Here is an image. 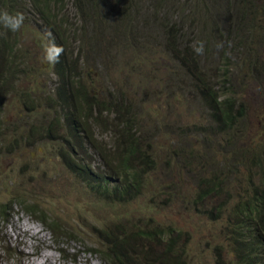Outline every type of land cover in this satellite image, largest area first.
Wrapping results in <instances>:
<instances>
[{
	"label": "rangeland",
	"instance_id": "1",
	"mask_svg": "<svg viewBox=\"0 0 264 264\" xmlns=\"http://www.w3.org/2000/svg\"><path fill=\"white\" fill-rule=\"evenodd\" d=\"M8 1L14 4V11L17 9L14 14L22 13L25 19L20 31H11L15 41L13 54H16L12 65H15L18 77L15 89L6 93L0 110V203L8 202L19 192L28 202H37L48 218L47 224L55 220L60 227L53 233L47 224L27 213L18 203H12L7 219H2L0 214V264H108L96 251L98 237L95 231L105 223H121L127 230L134 231L145 229L148 224H158L175 234L183 246L184 257L192 264H221L222 261L234 264L224 232V220L204 218L188 203L198 172L212 168L204 164L208 155L219 164L230 163L233 149L225 146L219 133L210 132L204 139L201 132L182 128L190 123L208 128L207 110L201 105L198 91L194 92L193 88L174 79L177 64L175 59L164 54L162 43L151 41L157 45L155 53L143 55L134 53V45H128V39H121L119 44L115 38L112 62L104 60V66L95 55V61L88 62L89 67L84 66V79L96 92H101V97L107 96L104 95L107 85L112 91L120 88L128 93L143 127L142 144H147L160 161L150 172L140 197L125 204L106 202L93 195L84 182L70 173L59 156L60 149H66L67 135L66 126L57 122L60 112L54 94L57 78L52 64H43L40 59L48 43L45 31L48 15L42 21L38 20L27 0ZM85 1L91 6V9L84 6V11L89 12L87 17L80 13L83 7L78 0H64L68 8L62 11L53 9L57 19H61L62 28L76 40L71 49L73 55L80 58L90 55V48L80 42L83 25L90 32L99 27L98 22L91 19L98 17L115 23L119 19L114 11H122L120 6H113L114 0ZM187 1L189 5L184 7L188 9V16L185 15V21L176 22L182 29L179 34L182 39H191L193 46L203 42V46L207 45L211 51L218 48L217 44H222L226 59L218 57L220 51L209 57L201 55L202 68L215 69L226 61L228 92L237 103H243L244 131L236 148L263 146L264 0H245L246 5L250 4L249 12L242 19L248 29L243 36L247 38L243 48L238 49L231 40L236 23L241 19L233 6L236 0ZM195 1L198 9L194 13L191 6ZM7 5L5 3L2 8ZM127 21L135 22L137 17ZM204 27L205 34H201ZM104 33L107 45H111L112 30L106 29ZM157 35L155 32L153 37ZM90 44L97 52L100 46ZM104 50L102 44L101 51ZM248 55L255 61L251 62ZM217 83L214 78L212 84ZM162 84H167V88ZM219 85H222L221 90L223 84L219 82ZM124 102L126 104L127 99ZM52 122L56 128L54 133L47 135L45 129ZM31 127L43 131L44 138H37L35 144L29 146L26 140ZM91 130L94 132L92 141L98 147L112 148L111 128L93 125ZM207 137L212 141L207 142ZM203 148L206 151L201 163L188 165L183 162L190 149ZM86 158L95 168L102 169V160L94 150H89ZM228 179L235 191L234 177Z\"/></svg>",
	"mask_w": 264,
	"mask_h": 264
},
{
	"label": "trees",
	"instance_id": "2",
	"mask_svg": "<svg viewBox=\"0 0 264 264\" xmlns=\"http://www.w3.org/2000/svg\"><path fill=\"white\" fill-rule=\"evenodd\" d=\"M27 1L29 2L27 4L34 9L38 20L48 15L45 31L47 30V33L51 31L55 36V42L64 48L60 62L52 64V67L57 78L54 90L57 96L55 101L60 110L57 122L66 126L64 128L67 146L65 150L60 149L59 153L65 168L79 181L84 182L93 195L106 202L125 204L144 193L149 174L156 169L160 161H157L158 157L147 144H142L143 127L135 113L136 105H132L125 90L119 88L112 91L108 85L104 92L107 96L101 97V92H96L84 79L86 69L84 66L89 67L87 63L94 62L95 55L102 60L104 66L105 61L112 62L111 50L115 38L119 44L121 39H128V45L131 47L134 45V53L141 52L143 55L155 53L157 45L154 46L151 41H158V44L162 43L164 54L176 61L174 79L193 88L194 92L198 91L201 95V105L207 110L208 128L196 123H190L182 128L195 129L203 134L204 139L210 132L219 133L225 141V146L233 149L230 163L219 164L208 155L204 164L212 168H203L202 172H198L194 193L188 199V203L204 218L212 221L224 220V232L233 254L234 264H264V145L236 148L237 141L241 139L244 131V106L241 102L237 103L228 92L226 81L229 79V71L226 61L222 63L224 65H217L215 69L205 70L206 68H202L201 65V55L194 51L196 45L193 46L189 38L182 39L179 34L182 29L176 26V22L185 21L188 9L184 6H188L189 2L129 0L126 3V0H114L116 4L114 3L113 6H120L122 10L114 11L119 20L112 23L95 17L91 20H96L99 27L90 32L83 25L80 42L90 48L88 49L90 55L80 58L74 56L71 49L72 43L76 40L62 28L61 19H57V13L53 11L56 8L60 11L68 8L64 0ZM78 1L83 7V10L80 8V13L87 17L89 12L84 11V6L87 5L91 9L90 4L85 0ZM197 1L191 6L194 13L198 9ZM5 3L8 5L2 8ZM233 6L236 7L237 15L241 14L231 39L234 48L238 49L243 48L245 45L243 42L247 38L243 36L247 34L248 29L242 19L249 12L250 4L246 5L245 0H236ZM13 9L14 4L8 0L0 1V11L14 15L17 9L15 11ZM133 16L137 17V21L128 22L127 19ZM175 18L178 20H174ZM106 29H111L114 34L110 40L111 45H107L108 41L104 33ZM100 32H103V35ZM155 32L158 35L153 37ZM201 34H205V27ZM90 42L100 46L97 52L93 51ZM102 44L105 47L104 51H101ZM14 45L11 30L0 24V110L6 93L9 94L12 88L15 89L18 77V73H15V65H12L16 59V54H13ZM218 51H220L218 57L226 59L225 50L221 47L211 51L207 45H204L202 55L209 57ZM248 57L251 62L255 61L252 56L248 55ZM214 78L218 82L215 84L217 87L212 84ZM219 82L223 84L221 90L219 88L222 85H219ZM162 85L167 88V84ZM124 99H127L126 104ZM93 125L112 129L114 138L112 148L105 150L104 146L98 147L92 141ZM55 128L56 124L52 122L45 132L50 135L54 133ZM38 131L41 130L33 127L29 129L26 140L29 146L34 145L37 138H44L43 131ZM211 141L212 139L207 137V142ZM89 150L99 154L102 169L95 168L86 158ZM205 151V148L190 149L183 162L188 165L199 164ZM244 168L247 171L245 174H243ZM230 176L236 181L235 191L230 185L228 179ZM12 203H18L27 213L47 224L48 218L37 206V202L33 200L28 202V199L19 192L8 202L0 203L2 219L9 217ZM47 225L53 233L59 231L60 224L55 220H51ZM126 228L121 223H105L95 231L98 237L96 251L102 254L104 262L192 264L184 257L183 246H180L171 230L165 231L158 224H148L145 229L137 231ZM221 264L225 263L222 261Z\"/></svg>",
	"mask_w": 264,
	"mask_h": 264
},
{
	"label": "clouds",
	"instance_id": "3",
	"mask_svg": "<svg viewBox=\"0 0 264 264\" xmlns=\"http://www.w3.org/2000/svg\"><path fill=\"white\" fill-rule=\"evenodd\" d=\"M24 15L22 13L10 14L7 11L0 12V24L8 28L12 32L20 31L24 23ZM48 43L43 48V55L40 58L43 64H56L60 62V57L64 54V48L55 42V36L51 31L47 33ZM218 48L222 47V44L217 45ZM194 51L202 55L204 52L203 42L199 43V46L194 48Z\"/></svg>",
	"mask_w": 264,
	"mask_h": 264
},
{
	"label": "bare ground",
	"instance_id": "4",
	"mask_svg": "<svg viewBox=\"0 0 264 264\" xmlns=\"http://www.w3.org/2000/svg\"><path fill=\"white\" fill-rule=\"evenodd\" d=\"M26 233V232H25ZM22 264V263H21Z\"/></svg>",
	"mask_w": 264,
	"mask_h": 264
}]
</instances>
